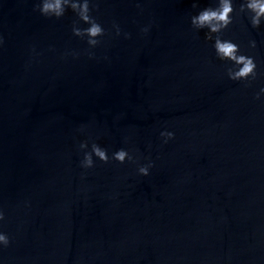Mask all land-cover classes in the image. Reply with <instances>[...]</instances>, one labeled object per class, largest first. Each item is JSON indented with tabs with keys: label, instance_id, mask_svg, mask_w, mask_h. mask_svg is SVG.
I'll list each match as a JSON object with an SVG mask.
<instances>
[{
	"label": "water",
	"instance_id": "1",
	"mask_svg": "<svg viewBox=\"0 0 264 264\" xmlns=\"http://www.w3.org/2000/svg\"><path fill=\"white\" fill-rule=\"evenodd\" d=\"M98 2L107 34L90 59L71 11L55 20L37 0H0V230L11 238L0 261L264 264V81L227 78L191 28L192 0ZM225 36L264 71V28L238 18ZM89 138L151 160L150 175L128 162L82 169Z\"/></svg>",
	"mask_w": 264,
	"mask_h": 264
},
{
	"label": "clouds",
	"instance_id": "2",
	"mask_svg": "<svg viewBox=\"0 0 264 264\" xmlns=\"http://www.w3.org/2000/svg\"><path fill=\"white\" fill-rule=\"evenodd\" d=\"M137 7H140L137 4ZM192 9L196 11L190 14V25L196 32H204L205 40L214 50L215 57L224 65L227 78L234 82H242L244 87L251 88L257 81H264V71L259 69L256 57L241 48V45L231 38L225 36L229 27L238 19L247 20L248 25L252 29L260 30L264 28V0H209V2L201 7V0H192ZM98 0H37L34 10L40 15L60 20L66 13L71 11L75 19L72 21L71 32L75 37L85 41L88 48L86 49L89 58H94L95 49L101 44L102 38L107 34L104 25L99 21L94 11L98 10ZM151 24L142 27L140 31L147 34ZM112 28L115 35H121L119 24L113 22ZM125 38H130V33H123ZM4 38L0 35V46H3ZM248 50L257 48V41L249 39ZM65 55L79 56V52L73 50L65 53ZM107 59V57H105ZM254 98L256 100H264V84L255 91ZM80 132L85 131V127L81 126ZM162 142L167 144L175 138V133L170 130L160 132ZM91 138L80 141L78 147L82 153L79 161L82 169H92L96 166V162L100 161L104 164L115 161L118 164L125 162L137 165V173L141 176H149L154 163L148 160L146 163H139V158L134 152L128 148L121 147L109 153L107 147ZM5 220V211L0 207V223ZM11 243L9 234L0 230V249L7 248ZM0 264H3L0 261Z\"/></svg>",
	"mask_w": 264,
	"mask_h": 264
}]
</instances>
